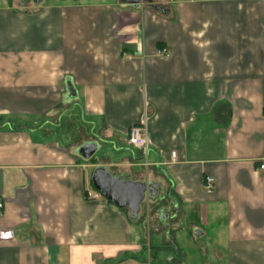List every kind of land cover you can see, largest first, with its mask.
<instances>
[{"label": "crops", "instance_id": "obj_1", "mask_svg": "<svg viewBox=\"0 0 264 264\" xmlns=\"http://www.w3.org/2000/svg\"><path fill=\"white\" fill-rule=\"evenodd\" d=\"M260 165L264 0H0V264H264ZM97 167L158 186L144 225Z\"/></svg>", "mask_w": 264, "mask_h": 264}, {"label": "water", "instance_id": "obj_2", "mask_svg": "<svg viewBox=\"0 0 264 264\" xmlns=\"http://www.w3.org/2000/svg\"><path fill=\"white\" fill-rule=\"evenodd\" d=\"M150 0H126L128 4L138 5L140 2ZM67 92L75 97V92L69 81L66 82ZM97 152L94 144H86L77 152L84 160H89ZM91 184L98 194L117 209L127 208L130 218L136 220L141 204L147 199L155 201L158 198V186L147 185L143 182H132L113 177L105 168L97 167L91 177Z\"/></svg>", "mask_w": 264, "mask_h": 264}, {"label": "built area", "instance_id": "obj_3", "mask_svg": "<svg viewBox=\"0 0 264 264\" xmlns=\"http://www.w3.org/2000/svg\"><path fill=\"white\" fill-rule=\"evenodd\" d=\"M155 57L156 58H159L161 60H168L169 59V54L167 53V51L163 48H160V49H157L155 51ZM128 141H129V144L139 150V151H144L146 149V139L143 135V131L140 127H132L130 130H129V133H128ZM259 169L261 171H264V165H260ZM214 185H215V180L212 178V177H205L204 178V191L207 193V194H212L213 191H214ZM93 199H98L100 198L101 196L98 194V193H94L93 196H91ZM3 209V204L0 202V212L2 211Z\"/></svg>", "mask_w": 264, "mask_h": 264}, {"label": "rangeland", "instance_id": "obj_4", "mask_svg": "<svg viewBox=\"0 0 264 264\" xmlns=\"http://www.w3.org/2000/svg\"><path fill=\"white\" fill-rule=\"evenodd\" d=\"M26 1H29V0H26ZM47 2H50L51 0H46ZM101 157H103V152H99L98 151L94 154V156L92 157L94 160H100ZM144 211V205H143V208L141 209ZM154 217V214H149V218H153ZM134 223L137 224V223H141L144 225V214H138V217L136 220H134Z\"/></svg>", "mask_w": 264, "mask_h": 264}]
</instances>
